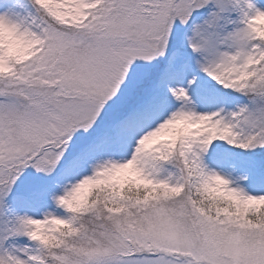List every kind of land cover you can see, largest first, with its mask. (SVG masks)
Returning <instances> with one entry per match:
<instances>
[{
    "label": "snow or ice",
    "instance_id": "snow-or-ice-1",
    "mask_svg": "<svg viewBox=\"0 0 264 264\" xmlns=\"http://www.w3.org/2000/svg\"><path fill=\"white\" fill-rule=\"evenodd\" d=\"M0 264H264V0H0Z\"/></svg>",
    "mask_w": 264,
    "mask_h": 264
}]
</instances>
